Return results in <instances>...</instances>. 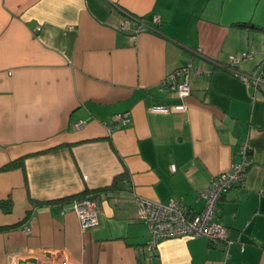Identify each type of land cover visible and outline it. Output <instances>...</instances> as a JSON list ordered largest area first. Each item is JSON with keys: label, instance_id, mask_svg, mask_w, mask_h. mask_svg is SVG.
<instances>
[{"label": "crops", "instance_id": "0c3cea01", "mask_svg": "<svg viewBox=\"0 0 264 264\" xmlns=\"http://www.w3.org/2000/svg\"><path fill=\"white\" fill-rule=\"evenodd\" d=\"M242 52L251 57L230 70ZM262 62L264 0H0V199L13 205L0 226L30 212L0 231V264H264ZM188 64L181 98L162 82ZM115 114L129 121L109 133ZM244 141L245 181L217 202L232 244L176 237L148 250L133 196L199 212V192L240 160ZM122 173L119 190L88 197L98 207L91 228L71 203L32 201Z\"/></svg>", "mask_w": 264, "mask_h": 264}, {"label": "built area", "instance_id": "2783aa9c", "mask_svg": "<svg viewBox=\"0 0 264 264\" xmlns=\"http://www.w3.org/2000/svg\"><path fill=\"white\" fill-rule=\"evenodd\" d=\"M153 22L159 21L158 16H153ZM130 20L127 18L122 22L120 30L130 29ZM251 52H242L241 56L230 55L227 67L235 71L241 58H250ZM264 63V62H262ZM191 69L190 64L181 67L172 74L167 75L162 84L170 86L176 90L179 97L183 98L190 93L188 72ZM236 72V71H235ZM242 79L250 84L246 75H240ZM253 85L262 82L259 76L251 81ZM154 110L168 111L165 106H154ZM175 110H184V104L176 105ZM129 121L123 114H115L109 124L106 125L107 132H112L117 128V123L126 124ZM80 122L76 125L79 126ZM247 141H244L239 152L240 160L231 164V167L217 176L213 177L199 196L204 199V206L199 212H190L186 207L176 200H169L166 204L134 195L137 216L145 222L149 231V238L146 241V248L154 250L159 242L167 238L176 237H206L209 242L216 243L222 241L227 249L232 241L227 238L226 227L216 219L218 211L217 202L221 196L236 185H243L245 181V172L247 167L246 153ZM172 169L173 166H172ZM69 209L77 215L80 227L83 229L94 227L98 224V207L94 200L89 198L75 199L71 202ZM28 232V228H24Z\"/></svg>", "mask_w": 264, "mask_h": 264}, {"label": "trees", "instance_id": "16d2710c", "mask_svg": "<svg viewBox=\"0 0 264 264\" xmlns=\"http://www.w3.org/2000/svg\"><path fill=\"white\" fill-rule=\"evenodd\" d=\"M22 161H23V157H20L16 160L10 161L6 165H4L2 169L8 170V169H12L18 166L21 167ZM125 178H126V173H122L121 175L116 176L110 185H107L104 187L95 188V189L86 188L81 193L67 196L64 198H60L57 200H52V201H45V202L35 201V200H32V201L36 206H40L46 203H54V202H60L61 204H68V203H71L75 199H82V198H88V197L94 199L96 194H100V193L107 194L108 192H114V191L119 190L121 183L122 181L125 180ZM12 206H13L12 200L10 197H7L5 199H0V210H2L4 213H10L12 211ZM29 217H30V212H27L25 217L20 222L12 224V225L0 226V231H6L9 229L17 228L21 226L23 222H26L29 219Z\"/></svg>", "mask_w": 264, "mask_h": 264}, {"label": "water", "instance_id": "95a60500", "mask_svg": "<svg viewBox=\"0 0 264 264\" xmlns=\"http://www.w3.org/2000/svg\"><path fill=\"white\" fill-rule=\"evenodd\" d=\"M30 262H32L33 264H37L35 259L29 260Z\"/></svg>", "mask_w": 264, "mask_h": 264}]
</instances>
